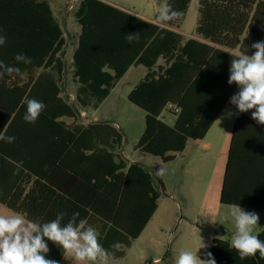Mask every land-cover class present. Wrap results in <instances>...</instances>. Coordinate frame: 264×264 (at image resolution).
I'll use <instances>...</instances> for the list:
<instances>
[{
	"label": "trees",
	"instance_id": "trees-1",
	"mask_svg": "<svg viewBox=\"0 0 264 264\" xmlns=\"http://www.w3.org/2000/svg\"><path fill=\"white\" fill-rule=\"evenodd\" d=\"M191 1L168 0L182 16L167 26L105 0H80L74 11L81 26L73 54L80 102L104 101L131 66H146L145 77L128 95L146 111L135 148L164 162L174 160L188 139L203 138L230 103L237 86L227 83L229 53L251 55V45L264 41V0H199L194 34L203 40L178 30ZM137 32L138 39H125ZM0 35L6 37L0 61L23 72L0 79V134L15 137L11 144L0 140V203L41 222L60 212L65 221L74 212L80 219L94 214L137 239L159 206L164 183L156 173L162 164L150 169L124 159L116 151L123 135L113 122L76 121V107L60 84L67 40L48 0H0ZM21 53L32 63L18 64L14 57ZM24 97L46 105L34 124L23 119ZM165 110L175 115L173 124L162 119ZM20 162L19 174L13 175ZM59 170L75 178V192L55 181ZM221 202L264 208V125L247 113L236 116ZM257 235L264 241V230ZM49 248L47 258L75 264L52 242ZM209 252L216 264H264L259 254L241 260L229 239L214 238Z\"/></svg>",
	"mask_w": 264,
	"mask_h": 264
},
{
	"label": "rangeland",
	"instance_id": "rangeland-1",
	"mask_svg": "<svg viewBox=\"0 0 264 264\" xmlns=\"http://www.w3.org/2000/svg\"><path fill=\"white\" fill-rule=\"evenodd\" d=\"M54 14L60 20L64 36L67 40L61 56L64 61H73V48L77 43V34L81 26L76 21L74 11L80 0H48ZM129 7L133 11L157 20L160 12L161 0H113ZM168 2V0H167ZM199 0H192L187 16L181 25L185 33H193L198 21ZM71 34V37L69 36ZM69 74L61 81L62 94L72 103L77 110L79 123L87 124L94 120L114 121L123 135L121 145L116 143V151L127 161L138 159L148 168H153L160 162L167 171L162 175L164 189L159 199V208L153 218L147 224L137 239L127 236L126 240L117 246L108 264H154L155 258H161L162 264H174V259L182 251H190L201 259H206L212 243V237L231 239L234 231V220L230 215V205L224 204L218 221L210 223L203 215L197 216L199 199L197 197L188 201L184 199V156L178 155L177 159L164 162L161 157L150 153H142L135 149V143L145 129L146 111L134 104L128 98V91L132 83L136 81L139 72L146 71L144 65L132 67L125 78L120 80L113 88L111 94L98 103L91 99L85 106L77 98L78 83L72 79L70 61ZM238 89V88H237ZM74 96L71 99L70 96ZM83 110V111H82ZM83 113L81 116L80 113ZM162 119L173 124L175 115L167 110L162 114ZM72 121V118H65ZM211 175L210 167H207L203 176L206 183ZM203 192V191H202ZM246 211H254L259 214V225H264V210L242 207ZM14 212L0 205V214L11 215ZM215 219L217 215H213ZM226 229L229 234H224ZM260 228L257 227L255 232ZM201 243L207 247L199 249ZM199 249V250H198ZM119 252V253H118ZM158 260V261H159Z\"/></svg>",
	"mask_w": 264,
	"mask_h": 264
},
{
	"label": "clouds",
	"instance_id": "clouds-1",
	"mask_svg": "<svg viewBox=\"0 0 264 264\" xmlns=\"http://www.w3.org/2000/svg\"><path fill=\"white\" fill-rule=\"evenodd\" d=\"M182 13L174 9L167 0H161L160 12L157 22L168 24L181 18ZM139 33H129L125 39L131 43L138 39ZM6 43V37L0 35V46ZM255 49L251 55L244 52H230L229 85L235 84L238 92L230 97V104L236 112L229 115L247 113L250 110L251 118L258 124L264 125V41H258L251 45ZM15 61L23 64H31L32 60L25 54H17ZM23 76V72L17 66L5 64L0 61V79L5 76ZM26 105L23 119L34 124L45 110L46 105L35 98L24 97L21 101ZM0 140L6 143H14V136L0 134ZM22 162L16 164L18 175ZM165 168L157 170V175H164ZM230 215L234 220V231L231 237V247L239 254L241 260L255 257L259 254L264 259V241L259 239L255 229L260 227V216L254 211H246L239 204L230 205ZM80 213L74 212L65 221V213L56 214L54 219L41 222L28 219L21 213L11 215L0 214V264H59L55 259L47 258L50 252L49 242H52L63 253L70 255L75 264H108L113 252L105 248L100 241L97 229L88 224L86 219H80ZM115 247V246H113ZM201 243L199 249L206 248ZM198 249V250H199ZM198 252V251H197ZM197 252L182 251L174 259V264H216L211 252L206 253V259H201ZM154 264H162L154 261Z\"/></svg>",
	"mask_w": 264,
	"mask_h": 264
},
{
	"label": "crops",
	"instance_id": "crops-1",
	"mask_svg": "<svg viewBox=\"0 0 264 264\" xmlns=\"http://www.w3.org/2000/svg\"><path fill=\"white\" fill-rule=\"evenodd\" d=\"M105 1L113 5H116L124 10H127L137 16H140L148 21L160 24L157 22V20L151 17L145 16V15L139 14L133 11L132 9H130L129 7H126L125 5L117 3L113 0H105ZM160 25L167 26L165 24H160ZM178 30L186 38L194 37V38L203 40L201 37H198L197 35L194 34L195 30L193 31V33H190V34L183 32L181 28ZM80 32L78 31V34H77L76 46L78 44ZM69 36L71 37V34H69ZM76 46L73 48V54H74V50ZM67 61H65V76H64V78L66 77V79L69 74V65ZM69 61L71 63L70 65H72L71 66L72 79L74 82L79 84L78 85V89H79L80 83L76 81L73 76V69H74L73 61L71 60V58ZM139 66H142V65L131 66L126 72V74L123 76V78L126 77V75L130 72L132 67L137 68ZM145 68H146V71L139 72L137 75H135L137 79L136 81H134V83H132V87L128 91L127 95H129L131 90L145 77L147 70H148L146 66ZM54 74L56 77H59V74L56 71ZM236 91H238V89ZM70 98L74 99V96L72 95L70 96ZM77 98H78V91H77ZM91 99H94V98L88 97L87 99H85V101L89 103ZM252 111H254V109L247 112V114L251 116ZM229 112H233V113L236 112L235 107L232 106L230 103L224 106V108L220 111L219 115L216 117L215 121L213 122V124L211 125L208 132L203 138L188 139L185 149L181 152L175 153V159H177L178 155L184 156V199L188 201L189 199L192 200L193 198L197 197L200 201L199 208L197 210V216L203 215L204 217L208 219L210 223L218 221L219 215L221 214L222 207L224 205V203L221 202V193H222V188L224 184L225 171H226V166H227L228 157H229V150H230V145H231L233 131H234V124H235L236 116H237V115H229ZM83 113L82 112L80 113L81 116L83 115ZM93 121H103V120L93 119ZM174 121H175V117H174ZM111 122L114 123V121H111ZM143 132L144 130L139 135L136 143L140 139ZM136 150L142 152L140 149H136ZM142 153H146V152H142ZM132 161L141 162L138 159L129 160V162H132ZM68 163H71V160H68ZM156 164H160V162ZM207 167H210L211 175L207 180L206 188H204L203 190L202 184H205V177L203 176V174L205 170L207 169ZM162 168H163V165H162ZM55 181L60 183L63 187L67 188L71 192H75L76 190L75 178H73V176H70L69 174H66V172H64L63 170L58 171V174L55 177ZM0 205L2 206L3 204L0 203ZM226 205H229V204H226ZM3 207L9 209L8 207L4 205ZM9 210L12 211L11 209ZM257 210H264V208L257 209ZM213 215H217L215 219H213L214 218ZM86 220L89 225L97 229V231L99 232L101 243L104 245L105 248L113 252V254L114 252H116L117 246H120L127 239L126 238L127 236L124 232L118 229H115L113 226H111L110 223H107L102 218L94 214H89ZM259 228L260 229L255 232L256 234L264 230V225L261 224ZM229 232L230 231L223 229L224 234H229ZM214 238H220V237H217V236L212 237L211 239L212 242ZM224 239H226V237ZM229 240L231 241V239ZM155 260L158 261L159 258H155Z\"/></svg>",
	"mask_w": 264,
	"mask_h": 264
},
{
	"label": "built area",
	"instance_id": "built-area-1",
	"mask_svg": "<svg viewBox=\"0 0 264 264\" xmlns=\"http://www.w3.org/2000/svg\"><path fill=\"white\" fill-rule=\"evenodd\" d=\"M236 92H238V91H236ZM236 92H235V93H236ZM235 93H234V94H235Z\"/></svg>",
	"mask_w": 264,
	"mask_h": 264
}]
</instances>
